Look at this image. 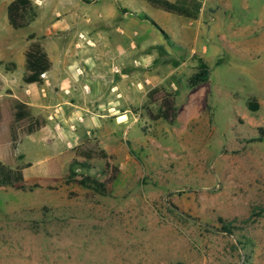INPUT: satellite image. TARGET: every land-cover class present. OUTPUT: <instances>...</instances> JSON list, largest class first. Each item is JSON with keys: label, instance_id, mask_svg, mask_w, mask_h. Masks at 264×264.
<instances>
[{"label": "rangeland", "instance_id": "obj_1", "mask_svg": "<svg viewBox=\"0 0 264 264\" xmlns=\"http://www.w3.org/2000/svg\"><path fill=\"white\" fill-rule=\"evenodd\" d=\"M31 1L34 18L10 29L67 53L80 81L62 117L82 118L108 167L0 186V264H264V140L248 142L264 127V0H200L194 19L146 0ZM198 59L208 77L189 87ZM152 88L171 93L172 122L149 117ZM53 152L0 133V161L23 173Z\"/></svg>", "mask_w": 264, "mask_h": 264}, {"label": "crops", "instance_id": "obj_2", "mask_svg": "<svg viewBox=\"0 0 264 264\" xmlns=\"http://www.w3.org/2000/svg\"><path fill=\"white\" fill-rule=\"evenodd\" d=\"M9 1H0V23L1 27H3V31L0 29V133H4L5 141L12 148L9 129L13 121L14 103L20 102L26 105L28 116H23L17 123L29 120L27 117L33 119L40 117L44 123L40 124L32 132H18L16 146L23 139L29 143H44L48 145L49 150L54 151L53 153H60L84 138L94 136L89 134V130L80 124L82 118L78 115L75 116L74 124L70 122L74 120L72 117L65 119L62 117L63 112L67 111V108L73 110L72 107L76 106L73 104V100L70 99L71 97L65 96V94L74 93L78 87V81H80V74L72 77L68 73L67 67L70 62H68L65 51L59 52L57 55L54 48V52H49L51 58L47 55L40 43V41L45 40L41 34L30 32L23 38L22 42L20 37L18 38L15 33H12V29L15 30L21 27L12 28L7 22L6 5ZM36 1L39 2V0L34 1L35 6L38 3ZM6 24H8L9 28L6 27ZM29 34L33 35L31 39L27 38ZM30 41L39 43L50 61V66L40 75L37 81L24 82L22 78L26 71L23 53ZM49 51H52V47H50ZM64 72L66 75H62ZM59 100H61L62 106L58 102L53 103ZM70 113L73 114V112ZM64 122L67 125L64 126ZM117 122L120 124L121 121ZM80 135L83 136L81 137ZM75 138H77L76 141ZM16 146L13 150H16ZM31 178L46 179L52 177L34 176Z\"/></svg>", "mask_w": 264, "mask_h": 264}, {"label": "trees", "instance_id": "obj_3", "mask_svg": "<svg viewBox=\"0 0 264 264\" xmlns=\"http://www.w3.org/2000/svg\"><path fill=\"white\" fill-rule=\"evenodd\" d=\"M150 5L160 8L166 12L173 13L188 19H194L200 10V0H146ZM35 16L34 5L31 0H10L6 5V18L8 24L12 28H19L27 25ZM33 37L32 34L27 36L28 39ZM24 68L26 74L22 80L24 82H35L40 75L45 72L49 66L50 61L36 41H30L23 53ZM209 68L207 64L198 59L194 72L187 78V85L194 87L207 80ZM154 93L159 95L158 109L155 113L148 110V115L152 119L160 118L167 122H172L176 115V108L174 106L171 93L159 88H152L147 92L148 100L154 98ZM246 105L249 110H255L256 105L252 100H248ZM13 121L10 125L9 134L12 149H15L17 142V132L15 123L23 116H28L26 105L20 102L14 103ZM29 121L31 117H27ZM34 125L28 123L26 131H31L37 128L41 122L38 119H33ZM264 140V127L256 128V135L251 136L248 142H260ZM16 159H21L22 154H16ZM47 164L41 167L38 171L30 169L23 173V168H29V162H21L13 168L8 167L0 161V186L8 185L14 186L20 182L24 175L28 177L42 176V177H61L72 178L75 175L72 167L79 165L81 167H97L100 172L107 171L108 162L105 150L99 145L95 136L84 138L77 144L63 150L56 155L50 156L46 159ZM31 167V166H30ZM79 185L92 188L95 191L103 189V183L90 177L88 175L82 176L76 181ZM36 186V185H34ZM21 188V187H20ZM171 264H183L180 261H175Z\"/></svg>", "mask_w": 264, "mask_h": 264}]
</instances>
